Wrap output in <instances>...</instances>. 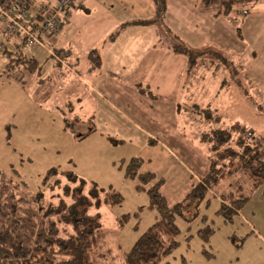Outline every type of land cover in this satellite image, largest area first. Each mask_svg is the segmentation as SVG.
Segmentation results:
<instances>
[{"label": "rangeland", "instance_id": "obj_1", "mask_svg": "<svg viewBox=\"0 0 264 264\" xmlns=\"http://www.w3.org/2000/svg\"><path fill=\"white\" fill-rule=\"evenodd\" d=\"M159 5L163 14L158 23L139 22L153 17ZM76 11L79 16L64 30L63 40L81 65L87 60L85 49L97 47L104 54L103 68L96 76L85 77L67 60L65 50L54 49L49 38L62 25L40 44L54 59L47 61L40 74L44 77L51 71L50 78L39 79L34 73L41 90L32 91L26 81L30 73H25L26 85L0 77V171L19 176L34 191L47 192L57 176L65 182L62 172L74 171L79 178L119 192L120 203L91 209L101 215V232L92 254L96 264H119L121 252L157 218L146 189L137 184L147 188L160 178V191L168 203L182 202L189 218L176 216L179 244L165 260L172 264H264V179L255 189L242 185L247 198L227 220L218 208L222 194L239 193L235 177L208 189L195 209H190L192 203L186 198L208 164L203 131L238 123L247 133L264 138V0H256L244 18L235 14L214 17L200 0H86L72 14ZM0 24V42L16 36L5 35ZM238 26L240 37L235 32ZM117 28L121 30L113 42L106 40ZM172 35L177 42L202 49V55L194 56L196 61L190 64L178 53L185 56L186 66L170 70L157 97L133 92L134 86L124 78L127 67L135 64L133 74H137L149 54L165 53L158 47L155 52L150 41L169 48L176 42ZM17 37L26 47L39 45L28 46ZM160 60L159 74L174 65L164 57ZM106 70L116 71L119 79H111ZM80 79L92 82L115 106L97 100L96 91ZM204 108L210 109V118L207 111H201ZM216 115L220 116L217 123L213 121ZM132 157L141 159L139 173H154L152 180L126 176ZM50 168L58 174L44 181ZM207 224L213 233L204 239L197 229ZM0 262L52 264V258L33 252L28 258Z\"/></svg>", "mask_w": 264, "mask_h": 264}, {"label": "trees", "instance_id": "obj_2", "mask_svg": "<svg viewBox=\"0 0 264 264\" xmlns=\"http://www.w3.org/2000/svg\"><path fill=\"white\" fill-rule=\"evenodd\" d=\"M81 2L76 5L80 6ZM255 3L256 0H200L202 8L211 9L214 17L235 14L244 18ZM159 7L153 17L139 22L158 23L163 14ZM120 30H114L109 38ZM235 32L237 37L241 36L239 26ZM170 37L172 42L176 40L175 44H170L172 50L184 54L190 64L196 61L194 56L202 55V49L183 41L177 42L176 35ZM87 58L93 69L100 66L96 49L89 50ZM201 111H207L206 117H211L209 108ZM219 120V115L213 117L216 123ZM247 131L238 123L203 131L201 140L208 145V164L205 173L187 193L186 198L192 203L190 209H195L205 192L217 186L220 180L235 177L239 193L229 191L222 194L218 208V213L224 214L226 220L231 219L229 214L236 212L247 198L241 192L242 185L246 183L249 189H255L261 184L264 179V138ZM140 163L139 157H132L126 166V176H137L142 182L152 180L153 172H138ZM57 174L56 168H50L43 180ZM61 174L65 182L57 176L50 183L49 190L42 192L31 190L19 176L0 171V259L28 258L33 252H42L50 254L52 264H96L92 254L96 253L94 250L101 232V215L91 209L120 203L122 196L112 187L105 189L93 180L79 178L74 171ZM161 182L160 178L147 188L142 183L137 184L146 189L149 206L157 211V218L128 250L121 252L119 264H172L165 259L179 244L176 216L189 218H186L182 202L168 203L160 191ZM197 233L207 239L213 228L207 224L198 228Z\"/></svg>", "mask_w": 264, "mask_h": 264}, {"label": "crops", "instance_id": "obj_3", "mask_svg": "<svg viewBox=\"0 0 264 264\" xmlns=\"http://www.w3.org/2000/svg\"><path fill=\"white\" fill-rule=\"evenodd\" d=\"M85 3H86V0H82V2L80 3V6H83ZM77 6H75V9ZM73 11H71V14H70L71 18L69 17V19L63 24V26L60 28V31L57 34L52 35L49 38V42H50V44H53V47L55 50H57V49L65 50L66 51L65 57L68 58L67 60L72 61L73 64L75 65V67H78L81 70V72L84 73L85 77H90V76L93 77L95 74L100 73L101 72L100 69L103 68L102 65L104 64L103 63L104 54H102L99 51V49L97 47H95L94 45L89 46L85 49V56H86L87 60L84 61V63H82V65H81L80 60H79L78 56L76 55L74 49L70 45L66 44L67 40H63L64 30L66 28L72 26L73 24H75L74 20L77 16H79V13L77 11L74 12L73 13L74 15H73L72 14ZM178 24L179 23H177V25ZM0 31H1V24H0ZM110 34L111 33L108 34L106 40L113 42L115 36L112 38H109ZM5 38H6L5 41L0 42V77H3V76L11 77V78L17 79L23 85H26L25 84V80H26L25 79L26 78L25 73H30V74H32V77L30 76V78H28L26 81H29L31 83L32 91L41 90L42 83L37 81L38 79L36 80L34 73L36 72L37 76L40 77V74L42 73L41 72L42 68L47 63V61L51 58L52 62H54V59L52 57H50L47 50L40 45H36L33 47H26L23 44H21V41L19 40V38L17 36L5 37ZM0 40H2V37H0ZM157 43H158L157 40L156 41L155 40L150 41L151 46L154 48L153 50L156 52L157 51L156 49L158 47L161 50H164L165 53H163L162 51H158L161 53H158L157 55H153V56L151 54H149V56H148L149 58H148L147 62L144 61L139 68L136 67L137 68V71H136L137 74H133V68H134L133 66H135V64H131L130 66L127 67V68H129V70H127V69L125 70L127 72H126L124 78L129 81V84L134 86L133 92H136V90H138V92L142 96L145 94H148L151 97L152 96L157 97L159 95V93L163 91V90H159V89H161L162 87H165L164 85H166L165 82H167V81H163V80L165 78H168V75L171 73L170 70L179 69V67H180V69H184L186 66L185 56L174 52L170 46H169L170 49L166 48V47L165 48L159 47L157 45ZM197 45L198 44L195 43L193 46H197ZM93 48L97 50L98 54L100 55V59H101L100 66H98L95 69H93L91 67V63H90L89 59L87 58L88 51L93 49ZM162 57H164L166 59V61L169 60V62L173 63L174 65H170L169 66L170 69H167L163 72L160 71V74H159L158 73L159 70L158 71L156 70L157 69L156 65H158L159 60ZM119 60H121V58H119L118 61ZM161 61H164V60L161 59L160 62ZM53 65H54V63H53ZM130 68L132 70L131 72H130ZM12 69H14V70L12 71ZM73 70L75 71V74L78 76L79 74H78L77 70L75 68H73ZM50 72L51 71H49L48 73H44L45 76L40 77L39 79L49 77ZM106 72H107L106 74H109V77L111 79H119V77H120L117 75L116 71L114 72L112 70H106ZM87 75H90V76H87ZM80 77H82V76H80ZM129 79H132V80L130 81ZM80 80L89 89H91V90L93 89L94 92L96 91L95 94L98 96L97 100L102 101V102L104 101L105 103H107L109 105H114L113 102H110L111 101L110 99H108L105 96H102V94L99 93V91L94 87V84H92V82H89L88 80H84V79H80ZM137 80L143 81L144 85L137 83L136 82ZM22 81H24V82H22ZM159 85H161V86L159 87ZM92 100L95 101V97H92ZM146 133H148V132H146ZM0 264H2V262H0Z\"/></svg>", "mask_w": 264, "mask_h": 264}, {"label": "built area", "instance_id": "obj_4", "mask_svg": "<svg viewBox=\"0 0 264 264\" xmlns=\"http://www.w3.org/2000/svg\"><path fill=\"white\" fill-rule=\"evenodd\" d=\"M80 0H0V21L5 35L19 36L26 45L43 44L66 21Z\"/></svg>", "mask_w": 264, "mask_h": 264}]
</instances>
